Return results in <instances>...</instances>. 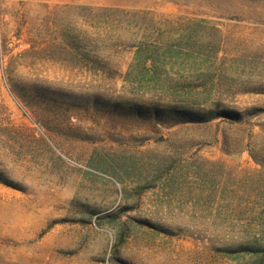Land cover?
<instances>
[{"label": "rangeland", "instance_id": "374dc122", "mask_svg": "<svg viewBox=\"0 0 264 264\" xmlns=\"http://www.w3.org/2000/svg\"><path fill=\"white\" fill-rule=\"evenodd\" d=\"M0 263L264 264V0H0Z\"/></svg>", "mask_w": 264, "mask_h": 264}, {"label": "trees", "instance_id": "16d2710c", "mask_svg": "<svg viewBox=\"0 0 264 264\" xmlns=\"http://www.w3.org/2000/svg\"><path fill=\"white\" fill-rule=\"evenodd\" d=\"M147 111L151 115H158L159 110L158 107L154 105L147 106ZM140 112V110H137ZM163 112L167 116L168 119H179L182 121H208L215 117L217 112H215L213 109L208 110H192L189 108H183L179 106H165L163 108ZM224 115L227 117H234L235 115H239L238 112L235 111H222ZM3 264V263H0Z\"/></svg>", "mask_w": 264, "mask_h": 264}]
</instances>
